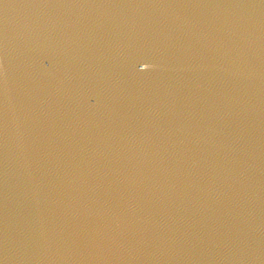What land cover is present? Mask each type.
<instances>
[{"label":"water","instance_id":"water-1","mask_svg":"<svg viewBox=\"0 0 264 264\" xmlns=\"http://www.w3.org/2000/svg\"><path fill=\"white\" fill-rule=\"evenodd\" d=\"M0 264H264V0H0Z\"/></svg>","mask_w":264,"mask_h":264}]
</instances>
